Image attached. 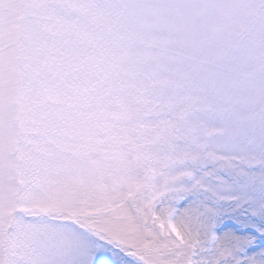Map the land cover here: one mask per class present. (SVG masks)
Returning <instances> with one entry per match:
<instances>
[{
	"label": "snow or ice",
	"instance_id": "1",
	"mask_svg": "<svg viewBox=\"0 0 264 264\" xmlns=\"http://www.w3.org/2000/svg\"><path fill=\"white\" fill-rule=\"evenodd\" d=\"M0 264H264V0H0Z\"/></svg>",
	"mask_w": 264,
	"mask_h": 264
}]
</instances>
